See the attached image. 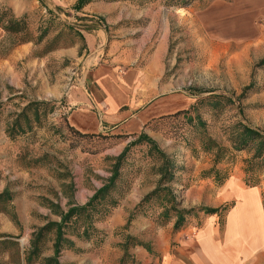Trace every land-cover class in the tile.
<instances>
[{
    "label": "rangeland",
    "instance_id": "374dc122",
    "mask_svg": "<svg viewBox=\"0 0 264 264\" xmlns=\"http://www.w3.org/2000/svg\"><path fill=\"white\" fill-rule=\"evenodd\" d=\"M210 1L94 0L77 12L73 8L76 0H0V16L3 13L5 16L0 21V192L8 187L14 194L13 208L19 222L15 225L8 216L0 214V233L19 236V246L28 247L30 233L45 223V217L58 220L49 213L46 199L55 201L57 194L60 205L65 208L67 197L62 190L66 189L62 185L71 182L74 201L86 202L102 185V179L109 176L113 157L133 139L78 141L67 129L65 122L72 107L68 105L69 92L79 90L74 86L89 59L109 68L116 67L118 74L128 67L154 69L156 62L157 66L162 65L163 95L182 94L192 102L214 95L231 99L232 104L217 116L201 110L208 124V134L225 148L217 163L213 161V152L202 151L199 138L190 128L188 130L181 117L158 121L154 127L145 129L174 161L180 183L174 189L180 209L217 208L218 223L222 227L233 199L218 206L217 192L230 176H235L245 187H257L264 198V171L258 172L256 179H246L243 160L250 154L246 149L234 150L229 142V134L237 123L264 132V64H261L264 46L260 50L256 42L224 46L208 41L196 20V13ZM43 5H49L50 9L44 10ZM12 17L22 20L20 33L9 34L1 28ZM86 26L89 31L85 30ZM98 26L105 29L107 38L103 53L96 56L84 50L80 31L90 32ZM74 47H77L78 56L63 53ZM148 73L154 74V70ZM247 87L249 89L244 90ZM80 91L84 93V89ZM30 102L46 105L39 107V117L31 121L29 131L11 139L6 131ZM20 122L24 124L23 119ZM154 164L145 145L131 149L123 175L127 193L120 202L121 205L127 198L122 209L124 223L112 234L122 242L112 240L104 244L107 234L99 244V239L77 240L80 251L63 250L62 264H120L124 256L121 244L127 236L146 244L150 252L131 246L125 264H152L160 257L152 247L153 239L157 228L168 227L166 223L154 221L160 212L156 201L144 205L145 214L139 215L152 223L147 235H128L125 229L130 225L124 227L129 214L146 195L140 192L142 188L154 184L158 178L151 169ZM200 184L204 188L210 186L211 199L185 200L184 191L190 185ZM251 210L255 220L254 208ZM205 215L195 212L187 216L185 225L193 219L196 227L200 226V218ZM240 216L244 218L243 212ZM245 217L243 228L253 225L252 216L248 213ZM107 220L96 222L95 226L112 228ZM173 220L170 221L172 235ZM140 225L135 223L133 228ZM50 253L47 251L45 255ZM168 253L174 255L173 240H170ZM257 263L264 264V248L259 251Z\"/></svg>",
    "mask_w": 264,
    "mask_h": 264
},
{
    "label": "crops",
    "instance_id": "0c3cea01",
    "mask_svg": "<svg viewBox=\"0 0 264 264\" xmlns=\"http://www.w3.org/2000/svg\"><path fill=\"white\" fill-rule=\"evenodd\" d=\"M42 8L50 9V6L43 5ZM196 20L210 42L224 46L256 42L260 50L264 46V0H212L196 13ZM80 32L85 51L96 53V56L103 53L107 38L103 27ZM63 53L78 56L77 47ZM95 64L94 60H86L81 77L74 86L79 90L69 92L68 105L72 107L69 108L67 122L81 132L139 133L148 120L187 108L193 103L182 94L163 95L162 65L157 66L156 62L154 69L128 67L121 74L115 71L116 67ZM151 70L154 74L148 73ZM80 89H84V93ZM154 184L142 188L140 192L143 195L149 193ZM209 191L210 186L190 185L184 191V199L198 202L207 197L211 199ZM217 194L218 206L233 199L224 225L221 227L218 223L217 212L201 217L202 223L197 227L191 219L173 235L170 228L172 222L166 225L168 228H157L152 247L160 257L155 258L152 264H258L259 251L264 248V198L260 190L255 186L245 187L235 176H230ZM125 200L107 220L112 228H99L108 235L104 244H110L112 240L122 242L112 234L119 229L117 226L124 223L122 209ZM241 212L244 218H240ZM248 213L252 216L253 225L252 228H243ZM135 223H140V227L133 228ZM150 227V220L138 216L125 232L131 236H144L152 229ZM170 240L174 241V255L168 253ZM133 247L142 250L139 246Z\"/></svg>",
    "mask_w": 264,
    "mask_h": 264
},
{
    "label": "trees",
    "instance_id": "16d2710c",
    "mask_svg": "<svg viewBox=\"0 0 264 264\" xmlns=\"http://www.w3.org/2000/svg\"><path fill=\"white\" fill-rule=\"evenodd\" d=\"M94 0H76L73 8L75 11H81L86 5ZM4 13L0 16V21L4 20ZM85 20V18H79ZM1 28L9 34H17L23 31L22 20H14L10 18ZM89 31V27H85ZM82 37V35L80 36ZM83 38V37H82ZM264 64V60L261 61ZM245 88L244 90H248ZM240 98H242L240 96ZM231 99L222 96H211L207 98H197L187 108L176 110L172 113L163 114L152 118L143 124L139 133H102V132H81L71 126L67 122V129L78 139V141L100 138V139H126L132 137L121 152L113 157L110 167L109 176L102 179L103 183L94 190L93 194L82 204L74 201V188L70 182L62 185L66 190H62V194L67 197L65 208H62L59 202V196L56 194L57 200L46 199L49 213L58 217L57 221L50 220L45 217V223L42 226L34 228L30 233L28 247L21 248L19 246V236L0 233V264H62L60 255L63 250H72L79 252L80 249L76 245V241H93L99 239L98 244L102 242L106 233L95 226L96 222L110 218L112 211L120 206L121 200L127 193L124 185V166L127 163L132 148L145 145L147 153L152 155L155 163L151 169L158 176L154 188L144 195L135 206L126 219L124 227H128L130 223L137 217L143 216L144 205L156 201L160 207V212L155 217L156 223L168 224L173 220L174 231L184 227L187 216L193 215L195 212H204L205 214H215L219 210L217 208L200 207L198 209H180L177 195L174 187L179 185L176 175V169L173 159L159 148L156 141L145 133L146 128L154 127L158 121L165 119H185V124L191 129L195 137L199 138V147L203 152L212 153L213 161L217 163L223 156L225 148L220 146L207 132L208 124L202 118V112L211 113L217 116L218 112L223 110L227 105H231ZM43 102H30L25 105L20 113L15 117L7 135L11 139L18 134H24L32 128L31 121L38 119L39 107L45 106ZM28 113L32 116L29 117ZM23 119V125L21 120ZM229 142L234 150H247L250 154L249 158L243 160V172L246 179H256L258 172L264 171V132L253 128L249 125L237 123L229 134ZM256 180H254L255 183ZM255 185V184H254ZM126 187V188H125ZM68 191V192H67ZM14 194L8 187H4L0 192V214H4L15 224L19 225L17 214L13 208ZM142 213H139V212ZM49 244V245H48ZM131 246H139L149 251L146 244H142L135 238L127 236L121 244L124 256L120 260V264H125L127 252ZM47 251L51 253L45 255ZM150 252V251H149ZM6 258V259H5Z\"/></svg>",
    "mask_w": 264,
    "mask_h": 264
},
{
    "label": "bare ground",
    "instance_id": "6f19581e",
    "mask_svg": "<svg viewBox=\"0 0 264 264\" xmlns=\"http://www.w3.org/2000/svg\"><path fill=\"white\" fill-rule=\"evenodd\" d=\"M249 226H250V228H252V227H251V224H250ZM247 228H249V227H247Z\"/></svg>",
    "mask_w": 264,
    "mask_h": 264
}]
</instances>
